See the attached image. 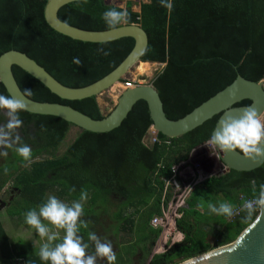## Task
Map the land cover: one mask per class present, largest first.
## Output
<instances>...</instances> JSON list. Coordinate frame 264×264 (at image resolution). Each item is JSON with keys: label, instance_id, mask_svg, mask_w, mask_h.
Returning a JSON list of instances; mask_svg holds the SVG:
<instances>
[{"label": "trees", "instance_id": "obj_1", "mask_svg": "<svg viewBox=\"0 0 264 264\" xmlns=\"http://www.w3.org/2000/svg\"><path fill=\"white\" fill-rule=\"evenodd\" d=\"M47 0H0V55L14 50L25 54L63 86H86L110 72L128 54L133 39L119 38L105 43L72 40L51 30L43 19ZM169 10L160 0L138 5V12L105 5L103 0H79L60 7L57 18L83 30H108L103 13L110 9L127 10L130 22L146 34L147 45L140 57L144 63H164L151 80L164 115L177 120L200 103L222 90L239 75L258 82L264 77V0H171ZM109 51L104 56L98 49ZM74 57L82 61L72 63ZM155 62V63H154ZM19 90H31L27 98L36 102L69 106L81 114L101 120L104 115L96 97L67 101L50 93L43 85L16 66L10 68ZM122 82V80H119ZM0 94L7 95L0 84ZM242 100L234 106H247ZM23 121L18 130L22 143L32 149V159L53 151L72 125L53 116L19 113ZM218 118L212 116L192 131L167 138L169 145H146L143 138L151 125L144 101H136L120 125L106 133L79 130L58 158L31 161L12 176L18 201L7 210L10 217H25L46 202L52 192L67 204L79 200L86 191L80 235H87L104 217L112 224L110 235L116 240L115 264H176L231 243L252 221H245L240 211L233 218L207 216L208 203L230 202L241 206L240 197L253 198L251 180L264 183V162L248 172L227 170L209 177L193 187L174 220L182 239L167 246L162 253L150 256L158 230L148 222L159 214L163 181L170 177V166L184 159L196 146L210 138ZM7 119L0 113V123ZM13 159L23 160L13 149ZM239 153V152H238ZM240 154V153H239ZM0 167L8 171L11 167ZM12 168V167H11ZM9 177L0 181V188ZM75 189V191H73ZM212 222L215 224H212ZM155 230V231H153ZM152 231L153 234H149ZM90 243V242H89ZM40 248L18 240L9 244L0 225V262L11 264H45L39 258ZM88 252L92 253V244ZM50 264V262H49ZM100 264V263H98Z\"/></svg>", "mask_w": 264, "mask_h": 264}, {"label": "water", "instance_id": "obj_2", "mask_svg": "<svg viewBox=\"0 0 264 264\" xmlns=\"http://www.w3.org/2000/svg\"><path fill=\"white\" fill-rule=\"evenodd\" d=\"M75 1L79 0H47L43 7V19L46 25L54 32L76 41L105 43L129 37L133 39V46L110 72L100 79L78 88L61 85L23 53L14 50L2 53L0 55V84L7 95L25 101L27 104L25 112L57 117L79 130L91 133H106L117 128L133 104L138 100H142L147 107L151 122L150 127L156 133L167 138L182 136L200 126L212 116L218 115L211 131L212 134L226 114L239 116L240 110L249 106L255 107L258 112L263 114L264 90L261 86V80L255 83L245 80L239 75L222 90L216 92L177 120H169L165 117L162 103L151 83L147 85L136 84L129 89H123L116 99L113 109L104 115L101 120H93L69 106L36 102L23 96L12 76L11 66H16L27 73L59 99L74 101L91 96L97 97L102 92L118 84L119 80L129 73L135 63L141 62L140 57L146 48L147 37L138 25H123L120 30L115 32L109 30H83L70 26L57 18V11L60 7ZM103 3L107 5L104 1ZM162 65L164 66V63ZM242 100H248L249 105L234 106ZM146 133L148 134V132ZM213 148L218 162L224 166L225 171L248 172L258 168L264 162V159H261L253 163L238 152L226 155L220 153L214 146ZM210 251L215 252L216 255L204 264H264V213L256 214L254 220L231 243ZM200 256L201 254L192 258L198 260ZM178 264H182V262Z\"/></svg>", "mask_w": 264, "mask_h": 264}, {"label": "clouds", "instance_id": "obj_3", "mask_svg": "<svg viewBox=\"0 0 264 264\" xmlns=\"http://www.w3.org/2000/svg\"><path fill=\"white\" fill-rule=\"evenodd\" d=\"M160 3L169 10L173 7L171 0H160ZM102 19L106 28L110 32H115L123 25L129 24L131 18L127 10L118 11L110 8L103 13ZM98 51L104 56L110 55V52L103 48ZM72 63L80 66L82 61L79 57H74ZM32 94L31 90H24L23 96L28 97ZM26 110L27 104L24 100L0 94V113L7 117L6 123L0 124V156L7 157V150L13 149L23 161L31 162L32 149L22 143L18 132L23 124L19 113ZM207 144L226 155L239 152L253 163L264 159V114L253 106L240 110L239 116L226 114L220 120L218 128L211 134ZM250 183L253 188V198L245 200L239 208L224 201L218 206L209 202L208 209L226 218H233L243 211L244 220L252 221L255 214L264 213V183L259 184L258 191L257 181L253 179ZM87 198V192L81 191L79 200L67 204L56 196H49L38 209L29 210L25 214V223L35 229L41 239L46 240L38 253L40 260L45 264L49 262L50 264H97L98 258L105 260L106 264H115L117 257L111 242L102 241L95 232L88 233V242H85L80 235L81 226L88 227L87 222L81 219L84 215L83 202ZM61 232H63L62 236ZM89 242L94 246V254L88 252ZM215 255V252L207 251L201 254L198 260L188 258L183 260L182 264H204Z\"/></svg>", "mask_w": 264, "mask_h": 264}, {"label": "rangeland", "instance_id": "obj_4", "mask_svg": "<svg viewBox=\"0 0 264 264\" xmlns=\"http://www.w3.org/2000/svg\"><path fill=\"white\" fill-rule=\"evenodd\" d=\"M107 5H112L114 7H118L124 9L126 5H130V9L134 12L138 10V5L140 3H145L147 0H103ZM145 1V2H144ZM163 65L161 64H153V63H144L137 62L135 63L129 73L122 79V82L115 84L109 90L102 92L100 95L96 97V102L98 104L99 109L101 110L103 115L108 114L114 107L115 101L123 90V83L126 81H133L136 85H147L151 83V80L157 75L162 69ZM150 72V73H149ZM261 86L264 90V77L261 79ZM264 114V112H263ZM78 128L71 126L69 127L67 133L65 134L61 143L56 147L53 151H48L45 153H41L38 156L31 158V161H37L42 159H50V158H58L62 156L66 147L72 142L75 136L78 134ZM147 138V137H146ZM7 157L0 156V167H4L5 165L11 164L8 171H2L0 173V181L9 177L4 183V185L0 188V225L6 235V239L9 244L16 242L18 240H23L25 242L30 243L35 248H40L46 240L41 239L36 233L35 229H32L25 223V217H10L7 214V210L13 208V201H18L16 190L12 186V176L23 168H27L30 162H25L23 160H15L13 159V151L7 150ZM172 169L178 167L175 170V173L170 172V177L167 180L163 181L162 193H164L163 199H161V206L159 210V214H155L156 216L160 215L161 209L164 212H167V216L172 219L180 213L181 209L186 208V202L192 192L194 186L199 185L203 180L209 177H215L225 173V168L221 165L216 157L215 152L212 150L211 146L206 142L202 145L194 147L189 154L180 161L171 164ZM170 168V169H171ZM178 185L175 186V185ZM191 188V189H190ZM49 196H55L52 192H47L45 194V199L47 201ZM240 201H245L248 198L240 197ZM61 200V199H60ZM63 201V200H61ZM64 202V201H63ZM218 206V204H216ZM204 213L207 216L213 217L214 213H212L208 207L204 210ZM99 224L93 227L92 232H95L98 237L101 238L102 241L111 242L113 246V250L116 252V240L110 235L109 226L112 222L107 218L99 219ZM212 224H214L212 222ZM215 225V224H214ZM168 228V240L163 248V250L168 246L171 240L175 239L176 230L174 228L165 226ZM152 229V228H150ZM158 230L157 238L154 244L151 247L150 256L153 254H159L163 252V250L158 251L157 241L159 236L161 235V228L155 229ZM153 230V231H155ZM149 234H153L152 231H148ZM63 232H61V236ZM182 236L175 240L180 241ZM229 244V243H228ZM227 245V244H225ZM223 245V246H225ZM221 247V246H219ZM216 247V248H219ZM213 248V249H216ZM211 249V250H213ZM94 254V246L92 245V253ZM182 262V261H181ZM178 262V263H181ZM106 264L105 260L97 259V264ZM176 263V264H178ZM0 264H6L1 263ZM11 264H22L19 260L12 261ZM131 264H139V260L134 259Z\"/></svg>", "mask_w": 264, "mask_h": 264}, {"label": "built area", "instance_id": "obj_5", "mask_svg": "<svg viewBox=\"0 0 264 264\" xmlns=\"http://www.w3.org/2000/svg\"><path fill=\"white\" fill-rule=\"evenodd\" d=\"M148 1V0H147ZM146 1V2H147ZM145 2V1H144ZM135 84L133 83V81H126L125 83H123V89H129L131 87H133ZM148 134L146 133L144 138H143V142L144 144L146 145H153V144H156V145H169V140H164V141H160L158 138H157V133L149 126L147 131ZM147 137V138H146ZM171 168V167H170ZM178 167H174L173 169L171 168L170 169V172L171 173H175V170L177 169ZM175 186L178 187V185L176 184ZM179 188V187H178ZM191 189V188H190ZM163 196H164V193H162V197L161 199H163ZM252 199V198H250ZM249 200V199H247ZM244 202V201H243ZM242 202V204H243ZM241 204V205H242ZM161 206V205H160ZM239 208V207H238ZM167 212H164L162 209H161V213L160 215L156 216H152L151 219L149 220L148 222V225L150 228L152 229H158V228H161L162 232H161V235L159 236V239L157 241V245L158 246V251L160 250H163L165 244H166V241L168 240V231L169 229L168 228H165L166 225H168L169 227L173 228V222L175 219H178L180 216H181V213H179L175 219H172L170 218L169 216H167L166 214ZM180 234L179 232L176 231L175 233V239L176 238H179ZM174 238L171 240V242L168 244L171 245L175 242H178L177 240H175ZM164 251V250H163ZM162 253V252H161Z\"/></svg>", "mask_w": 264, "mask_h": 264}, {"label": "bare ground", "instance_id": "obj_6", "mask_svg": "<svg viewBox=\"0 0 264 264\" xmlns=\"http://www.w3.org/2000/svg\"><path fill=\"white\" fill-rule=\"evenodd\" d=\"M150 73V72H149ZM211 146V148H212V150L214 151V148H213V146L212 145H210ZM216 154V153H215Z\"/></svg>", "mask_w": 264, "mask_h": 264}, {"label": "crops", "instance_id": "obj_7", "mask_svg": "<svg viewBox=\"0 0 264 264\" xmlns=\"http://www.w3.org/2000/svg\"><path fill=\"white\" fill-rule=\"evenodd\" d=\"M136 12H138V10L136 11ZM140 63V62H139ZM155 63V62H154ZM157 64H160V63H157ZM161 65V64H160Z\"/></svg>", "mask_w": 264, "mask_h": 264}, {"label": "flooded vegetation", "instance_id": "obj_8", "mask_svg": "<svg viewBox=\"0 0 264 264\" xmlns=\"http://www.w3.org/2000/svg\"><path fill=\"white\" fill-rule=\"evenodd\" d=\"M3 115V114H2ZM5 116V115H4ZM6 117V116H5ZM6 119H7V117H6ZM1 124V123H0Z\"/></svg>", "mask_w": 264, "mask_h": 264}]
</instances>
